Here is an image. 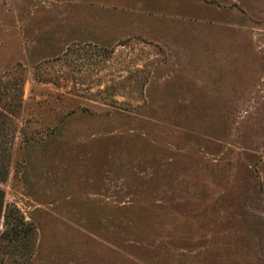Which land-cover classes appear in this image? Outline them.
<instances>
[{
	"label": "rangeland",
	"instance_id": "1",
	"mask_svg": "<svg viewBox=\"0 0 264 264\" xmlns=\"http://www.w3.org/2000/svg\"><path fill=\"white\" fill-rule=\"evenodd\" d=\"M0 189V264H264V0H0Z\"/></svg>",
	"mask_w": 264,
	"mask_h": 264
},
{
	"label": "trees",
	"instance_id": "2",
	"mask_svg": "<svg viewBox=\"0 0 264 264\" xmlns=\"http://www.w3.org/2000/svg\"><path fill=\"white\" fill-rule=\"evenodd\" d=\"M7 209V208H6ZM5 209V199H4V193L0 189V213H4L6 211ZM13 210H16V214L13 213ZM11 211V212H10ZM9 213H5L6 225L7 230L3 232L0 235V241L3 243H6L8 246L18 247V243H21L25 237H27V233H29V230L33 232L32 229L29 228V225L26 224L23 216L17 209L10 210ZM26 228V229H25Z\"/></svg>",
	"mask_w": 264,
	"mask_h": 264
}]
</instances>
